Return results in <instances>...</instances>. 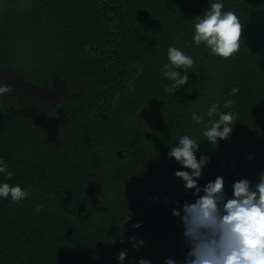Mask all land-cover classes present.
Listing matches in <instances>:
<instances>
[{"label": "trees", "instance_id": "trees-1", "mask_svg": "<svg viewBox=\"0 0 264 264\" xmlns=\"http://www.w3.org/2000/svg\"><path fill=\"white\" fill-rule=\"evenodd\" d=\"M248 2L223 1L225 10L251 21L236 56L224 62L204 58L200 75L211 65L219 68L193 96L186 87L167 86L162 57L152 52L192 38L194 27L189 33V19L183 18L207 9L195 14L193 0H0V66L21 69L38 86H49L55 75L68 88L83 84L81 97L87 98L79 101L80 113L64 137L61 132L69 141L61 149L43 142L44 132L27 118L12 123L15 139L1 132L0 158L12 175L0 174V182L30 195L16 204L0 200V264H120L121 251L127 253L123 264L141 258L153 264L152 247L184 264L189 248L179 228L151 220L154 210L177 209L181 185L169 174L181 165L167 155L176 137L200 140L197 159L209 158L205 177L252 180L264 169L249 128L264 129V0ZM105 9L114 16L105 18ZM144 31L152 33L145 38ZM191 52L196 60L204 56L195 48ZM229 99L233 105L225 108ZM12 101L0 96V111ZM213 102L219 111L236 113L232 133L218 144L202 135ZM97 106L104 119L93 114ZM90 110L93 119H83ZM194 112L203 115L201 123L192 119ZM91 182L101 185L94 205L84 193ZM65 188L73 191L66 205ZM224 192L228 195L226 184Z\"/></svg>", "mask_w": 264, "mask_h": 264}, {"label": "clouds", "instance_id": "clouds-1", "mask_svg": "<svg viewBox=\"0 0 264 264\" xmlns=\"http://www.w3.org/2000/svg\"><path fill=\"white\" fill-rule=\"evenodd\" d=\"M223 1L193 0L195 14L207 9L193 19L195 23L193 25L192 38L189 35L184 44L172 43L162 48L169 46L167 49L168 62L162 59L161 64L164 65L161 68V74L170 82V85L167 86L174 91L186 87L192 92L193 96H196L198 94L196 89H199V85H203L212 77V75L209 77L200 75L198 69L184 71L191 68L194 61H199L196 60L195 55L191 52L192 48L204 54L202 59L212 55L219 62L228 61L227 59L236 56L235 53L240 49L241 36H244L245 28H243L235 12L225 10ZM101 12L107 19L114 16L108 9ZM187 23L190 28L191 18H189ZM151 33L150 31H144L145 38ZM162 49L158 47L152 48V52L162 55ZM254 49H259V47H254ZM211 67L212 69L219 68L218 65H211ZM13 69L19 70V68ZM21 72L23 74L22 70ZM43 87H51V84ZM66 88L69 97L64 103L62 101L63 97L55 101L48 100V103L60 102L62 104L57 107L56 112L54 110V117L40 115L38 119L42 120V117H44L47 120H54L64 117L62 106L67 104L72 98L71 103L73 106L70 108L72 113L66 116L75 118L80 113L82 105L79 101L81 99L87 100L86 97H81L84 92L83 84L77 90L76 87L68 88L66 81ZM11 91L12 89L9 86L0 85L2 100L5 98L13 99L12 104L5 108L4 112L0 111V130L7 137L15 139L12 123L18 120V117L11 121L10 127H6L3 130L5 127L3 120L12 117L16 100H18L15 97L2 96ZM237 92V88L231 90L232 94ZM27 99L41 101V99H33L31 97ZM232 105L233 101L231 99L224 102L225 108H230ZM59 107H62L61 116L58 114ZM99 108L100 106H97L94 111L97 112V117L104 119L105 114L99 111ZM207 116L209 117L207 126L202 130L204 139L211 144H218L219 141L227 139L236 124L234 123L236 113L219 111V105L213 102L208 106ZM192 119L199 124L204 117L194 112ZM37 129L39 130L40 128L38 127ZM40 130L44 132L43 142L47 145L53 144L57 149H61L64 144L69 143L68 140H64L61 137V132L63 131L61 123L57 125L56 143L55 141H48L47 132ZM255 134L264 136V129H260V131L254 130ZM82 138L86 142L88 141L87 134H83ZM176 140L177 143L170 146L167 155L169 158H174L181 165V167L174 165L169 174L181 185V195L177 209H173L169 214L154 210L151 220L174 223L179 228L189 248L184 264H264V169L259 171L252 180L241 177L233 181H227L221 176L216 178L213 176L205 177L203 167L209 158L201 155L197 159L196 152L198 151L200 140L198 141L189 134L180 135L176 137ZM254 141L264 157V137L261 139L254 137ZM117 157L121 160L122 153H120V156L117 155ZM7 167L3 158H0V174L10 178L12 173L7 170ZM224 184L228 185V195L224 192ZM202 185L204 186L201 188ZM65 189L62 193L64 205L69 204L73 198V191L70 188ZM29 195L30 193L24 188L10 185L7 182H0V200H9L11 203L16 204L26 199ZM65 197L69 201L65 202ZM86 197L89 198L87 195ZM182 198L185 201H182ZM66 210L69 212L67 208ZM85 211L80 209L78 213L83 215ZM135 227L138 228L140 225L136 224ZM137 243L142 244L143 241H138ZM179 249L182 251L181 248ZM151 253L154 257L153 264H177V261L171 258L170 253H161L156 247H152ZM126 256L127 253L125 251L119 253L117 259L120 264H123ZM138 264H151V261L141 258Z\"/></svg>", "mask_w": 264, "mask_h": 264}, {"label": "water", "instance_id": "water-1", "mask_svg": "<svg viewBox=\"0 0 264 264\" xmlns=\"http://www.w3.org/2000/svg\"><path fill=\"white\" fill-rule=\"evenodd\" d=\"M0 85L9 86L12 91L10 93H5L2 95L15 97L19 101H23L26 98L41 99V95H46L49 100L55 101L60 97H63V103L67 100L69 95L67 94L66 80L64 78H59L55 75L51 82V87H42V89L35 86L30 80H26L23 77L21 70L13 69L10 66L0 67ZM58 114L62 115V107L58 108ZM61 123L60 118L54 120H47L44 117L38 119L36 125L47 132V140L55 141L56 143V133L57 125ZM120 154V153H119ZM120 156V155H119ZM101 190V185L98 183H90L86 188V195L90 198L91 203L94 205L98 202L95 195L99 194ZM65 197V202H67Z\"/></svg>", "mask_w": 264, "mask_h": 264}, {"label": "flooded vegetation", "instance_id": "flooded-vegetation-1", "mask_svg": "<svg viewBox=\"0 0 264 264\" xmlns=\"http://www.w3.org/2000/svg\"><path fill=\"white\" fill-rule=\"evenodd\" d=\"M72 99L67 104L62 106L64 109V114H65L64 117H62V119L64 120V123L62 124L63 126L62 132H64L65 128L67 127L66 122H65V116L72 113L70 110V108L73 106L71 103ZM60 105H62L60 102L48 103V102H42V101H34V100L27 99V98L24 99L23 101L16 100V106L13 109L12 117H9L3 120L4 125H5L3 130L6 129V127L11 126V121L15 117L31 119L33 116L37 114V112L38 113L40 112V115H45L47 117H54V110L56 112L57 107ZM34 127L38 128V126H36L35 124H34ZM100 178H101V175H100Z\"/></svg>", "mask_w": 264, "mask_h": 264}, {"label": "bare ground", "instance_id": "bare-ground-1", "mask_svg": "<svg viewBox=\"0 0 264 264\" xmlns=\"http://www.w3.org/2000/svg\"><path fill=\"white\" fill-rule=\"evenodd\" d=\"M247 1V5H250L249 4V2H248V0H246ZM184 20H187V19H189V18H183ZM251 21V19L248 17V16H245V15H243L242 17H241V19H240V22H241V24L243 25V28H245L246 27V25L249 23ZM194 23H195V21L193 20V19H191V25H190V28H189V33H190V31H191V29H192V27H193V25H194ZM181 24L182 23H180V25H179V30H180V32H181V34L184 32V30L181 28ZM242 40H243V36H241V43H242ZM240 50H241V47H240V49L235 53L236 55L240 52ZM245 51V50H244ZM162 57V59L165 61V62H168V59H167V50L166 51H164V52H162V55L159 57V58H161ZM204 64H205V59H200L198 62H195L194 61V64L192 65V67L191 68H189V69H186V70H184V71H191L192 69H198V72L199 71H201V70H203V68H204ZM164 64H161V66H163ZM212 73H214V70H212V67H210L208 70H206V71H204V73L202 74V76H206V77H209V76H211L212 75ZM35 86L36 87H38V88H40V89H42V87L44 86V85H42V86H38V85H36L35 84ZM201 89H203V87L201 88ZM72 91V90H71ZM210 91H211V89H210ZM213 92V91H212ZM48 97L46 96V95H41V101L42 102H48ZM182 104V103H181ZM180 104V105H181ZM95 113V111L93 110V114ZM93 114L91 113V110L90 111H88V112H86V113H84V114H82V117H83V119H87V118H90V120H92L93 119ZM39 116H40V112L38 113L37 112V114L35 115V116H33L30 120H29V122L32 124V125H34L35 123H36V121L38 120V118H39ZM76 118H77V116H76ZM76 118H69L68 116H65V122H66V125L68 126L71 122H72V120L73 119H76ZM60 120H61V124H63L64 123V120L62 119V117L60 118ZM75 124H76V126L77 125H79V124H85V121H82L81 123H76L75 122ZM235 127V126H234ZM234 127H233V129H234ZM250 128V130H258V129H254L253 127H249ZM233 131V130H232ZM1 130H0V134H1ZM232 133V132H231ZM230 136V135H229ZM62 137H64V135H63V132H62ZM254 137L255 138H257V139H261V138H263L264 136L263 135H261V134H255L254 135ZM170 138V137H169ZM170 139H172V138H170ZM167 140V139H166ZM166 140L164 139L163 140V142H162V144H161V146H164L165 145V143H166ZM121 153V152H120ZM117 155H120L119 153H117L116 152V156ZM108 158H109V156H108Z\"/></svg>", "mask_w": 264, "mask_h": 264}]
</instances>
